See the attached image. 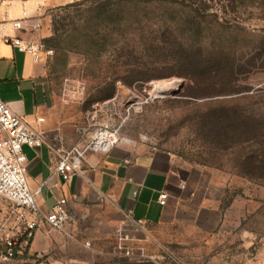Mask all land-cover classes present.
I'll return each instance as SVG.
<instances>
[{
    "label": "rangeland",
    "instance_id": "rangeland-1",
    "mask_svg": "<svg viewBox=\"0 0 264 264\" xmlns=\"http://www.w3.org/2000/svg\"><path fill=\"white\" fill-rule=\"evenodd\" d=\"M42 30L62 114L78 130L108 124L121 142L172 153L185 179L174 223L121 224L115 250L144 256L124 263L264 264V180L245 165L261 147L222 145L214 129L218 117L264 116V70L224 94L184 77L195 56H254L264 46V0H93L54 11ZM68 79L85 88L77 100Z\"/></svg>",
    "mask_w": 264,
    "mask_h": 264
},
{
    "label": "crops",
    "instance_id": "crops-1",
    "mask_svg": "<svg viewBox=\"0 0 264 264\" xmlns=\"http://www.w3.org/2000/svg\"><path fill=\"white\" fill-rule=\"evenodd\" d=\"M85 1L0 0V21L22 19L27 12L30 20L24 27L17 31L9 29L6 35L42 42L43 30L33 29L34 22L40 21L44 26L54 11ZM0 100L45 136V146L25 148L30 186L41 189L37 198L39 208L49 213L59 199L65 198L77 220L76 240L60 234L48 238L43 226L33 240L30 257L20 262L125 264L124 255L115 250L116 234L120 238L119 232L124 233L121 224L125 219L145 228L175 222L183 203L175 192L184 193L186 182L170 152L122 141L106 154L89 152L81 174L69 182L54 172L55 152L69 151L80 143L76 119L62 114L44 62L37 64L11 44L1 42ZM162 193L169 195L165 207L159 202ZM6 209L7 205L0 200V218Z\"/></svg>",
    "mask_w": 264,
    "mask_h": 264
},
{
    "label": "built area",
    "instance_id": "built-area-1",
    "mask_svg": "<svg viewBox=\"0 0 264 264\" xmlns=\"http://www.w3.org/2000/svg\"><path fill=\"white\" fill-rule=\"evenodd\" d=\"M30 20L28 13L19 20L0 21V42L11 44L19 52L32 58L39 64L43 62L44 48L41 42H31L21 38H10L6 35L9 29L21 30ZM33 29L42 30V23H33ZM68 96L77 100L84 95L85 88L80 83L72 87L71 81ZM40 122L43 119L39 120ZM95 128L93 135L90 129ZM80 143L66 152L57 154L54 172L65 182L81 174L86 155L89 152L106 154L121 142L119 129L110 128L108 124H91L79 130ZM42 132L29 126L19 114L0 100V200L7 205L5 214L0 218V264H16L30 257L33 240L39 230L46 227L45 236L60 234L76 240V216L69 209L65 198L57 201L49 212H43L37 203L41 189H32L28 180L25 148L38 149L46 145ZM169 195L162 193L160 205L168 204ZM89 245V244H86ZM125 256L130 258L144 257L134 248H123Z\"/></svg>",
    "mask_w": 264,
    "mask_h": 264
},
{
    "label": "trees",
    "instance_id": "trees-1",
    "mask_svg": "<svg viewBox=\"0 0 264 264\" xmlns=\"http://www.w3.org/2000/svg\"><path fill=\"white\" fill-rule=\"evenodd\" d=\"M89 1L93 0L85 2ZM187 62L188 64L185 62L187 65L184 71L185 78L196 84L211 85L218 89L219 93L224 94L223 91H228L231 85L240 83L242 77H247L256 70H264V46L259 48L248 61L235 54L231 58L215 59L195 56ZM233 90L238 91L236 88H232ZM214 124H216L215 140L222 145L253 144L261 147V152L249 157L245 165L251 177L264 180V116L261 119L249 118L247 122L236 118L232 123H229L227 118L218 117Z\"/></svg>",
    "mask_w": 264,
    "mask_h": 264
},
{
    "label": "bare ground",
    "instance_id": "bare-ground-1",
    "mask_svg": "<svg viewBox=\"0 0 264 264\" xmlns=\"http://www.w3.org/2000/svg\"><path fill=\"white\" fill-rule=\"evenodd\" d=\"M162 90H163V92L162 93H164V94H166L165 92H168V91H170V89H166L164 86H162ZM177 92V91H176Z\"/></svg>",
    "mask_w": 264,
    "mask_h": 264
}]
</instances>
